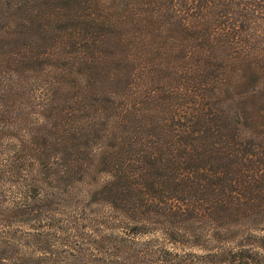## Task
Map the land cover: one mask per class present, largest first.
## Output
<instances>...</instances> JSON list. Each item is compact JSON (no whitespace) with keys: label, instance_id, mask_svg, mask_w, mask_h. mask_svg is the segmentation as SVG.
<instances>
[{"label":"trees","instance_id":"trees-1","mask_svg":"<svg viewBox=\"0 0 264 264\" xmlns=\"http://www.w3.org/2000/svg\"><path fill=\"white\" fill-rule=\"evenodd\" d=\"M81 218L82 264H260L264 0H0V264Z\"/></svg>","mask_w":264,"mask_h":264},{"label":"rangeland","instance_id":"rangeland-1","mask_svg":"<svg viewBox=\"0 0 264 264\" xmlns=\"http://www.w3.org/2000/svg\"><path fill=\"white\" fill-rule=\"evenodd\" d=\"M90 217H93V215L90 216ZM72 222L80 223V224H78L79 230L75 231V232H72L70 230L69 232L66 233V235L62 236L64 242L58 243L55 246L58 249V252H60V254H59L60 255V259L59 260L62 262L61 264H67V263L68 264H82V261H84V260H81V258H79L81 256H79L77 258H76V256H73L74 252H73V250L71 248L72 246L75 245V243L78 240L81 241L84 244L83 240H81L82 238H77L78 235L84 233L83 237L85 236V238H87V235L91 234L89 239L92 240V239L96 238V236H94L93 232L92 233L86 232L87 231V229L85 228L86 221H84L83 218H81L79 221H72ZM86 246L90 247L88 245H86ZM199 253H203V252H199ZM258 259L260 260V264H264V257L263 258L258 257Z\"/></svg>","mask_w":264,"mask_h":264}]
</instances>
